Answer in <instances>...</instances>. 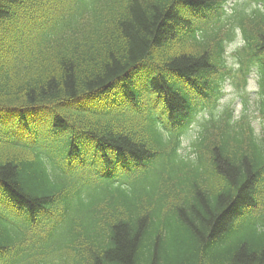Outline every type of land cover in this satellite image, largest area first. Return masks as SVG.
<instances>
[{
    "label": "trees",
    "instance_id": "1",
    "mask_svg": "<svg viewBox=\"0 0 264 264\" xmlns=\"http://www.w3.org/2000/svg\"><path fill=\"white\" fill-rule=\"evenodd\" d=\"M230 1L0 0V264L57 228L25 264H264V0Z\"/></svg>",
    "mask_w": 264,
    "mask_h": 264
},
{
    "label": "rangeland",
    "instance_id": "2",
    "mask_svg": "<svg viewBox=\"0 0 264 264\" xmlns=\"http://www.w3.org/2000/svg\"><path fill=\"white\" fill-rule=\"evenodd\" d=\"M243 1L245 0H231L229 5H227L226 9L232 12V10L234 9V6ZM239 39L240 37L236 36L233 42L227 43V51L229 55H231L234 48L238 45ZM148 80L149 78L144 76L143 78H141L138 86L141 85L142 87H144V85L146 84ZM255 89H256L255 79L253 77H250L248 85L246 86L244 90H241V91H238L230 83H227L224 89V95L221 100V105L230 104L232 109L234 110L235 116L238 117L244 109L243 98L248 100L249 107L251 108V105L253 102L252 94L255 92ZM250 116H251L254 127H256L257 130L258 129L260 130L261 125L258 122L259 120L258 118L260 116L258 117L255 114H250ZM189 131H190L189 138L182 141L181 151H183L184 153H188L190 151L191 140L197 137L198 123L196 122L192 126V128L190 127ZM159 170L160 169H157V171ZM151 187L152 186L150 185V182L146 178H144L142 175H137L135 177H132L128 185V189L131 192L132 191L136 192L138 196L143 194V196L141 197L142 199L146 197L145 196L146 191H149ZM144 200L146 201L147 199L145 198ZM143 204L146 205V203H143ZM71 218L74 219L73 223H78V224L85 220L84 217L78 216L77 214H74ZM68 238L66 239V241L68 240ZM61 239H62L61 229L57 228L55 231L51 232L49 235L44 236L41 240H39L36 246H32L26 251L20 253L14 260L18 264H25L34 257H42V256H47L50 253H56L59 251L58 248H59ZM57 262L58 261H56L55 259L53 263L56 264ZM68 264H71V263H68Z\"/></svg>",
    "mask_w": 264,
    "mask_h": 264
}]
</instances>
